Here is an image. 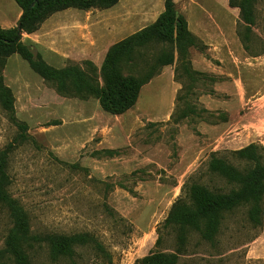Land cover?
Masks as SVG:
<instances>
[{
	"label": "rangeland",
	"instance_id": "1",
	"mask_svg": "<svg viewBox=\"0 0 264 264\" xmlns=\"http://www.w3.org/2000/svg\"><path fill=\"white\" fill-rule=\"evenodd\" d=\"M164 2L69 9L21 42L52 68L91 64L99 73L109 48L155 22ZM174 3L191 27L206 21V46L191 48L189 73L180 65L177 75L176 65L157 64L160 46L139 52L121 69L140 88L123 115L104 112L98 95L61 96L18 55L0 61L13 97V115L0 106V154L14 145V122L27 128V142L10 155L7 174L8 192L37 238L31 264H136L153 253H178L177 264H264V214L258 230L245 208L225 215L213 246L193 230L180 246L176 231L162 229L186 187L231 189L208 171L213 154L240 169L243 163L231 153L251 144L264 149V0L253 2L251 26L229 0ZM0 11V29L16 28V4L0 0ZM97 87L105 91L106 81L99 78ZM11 228L0 206V250ZM80 234L96 240L103 253L88 246L75 248L72 259L51 258L46 238Z\"/></svg>",
	"mask_w": 264,
	"mask_h": 264
},
{
	"label": "trees",
	"instance_id": "2",
	"mask_svg": "<svg viewBox=\"0 0 264 264\" xmlns=\"http://www.w3.org/2000/svg\"><path fill=\"white\" fill-rule=\"evenodd\" d=\"M21 11V17L14 29H0V61L18 55L29 68L43 81L54 86L61 96L98 95L102 110L110 115L119 116L131 110L139 96V85L132 79L122 77L121 69L131 63L139 52L152 46L161 47L157 59L160 67L183 66L189 73L187 56L191 48L199 43L187 28L184 17L175 10L174 0H165L164 11L150 26L113 45L107 51L99 73L91 64L85 68L70 66L55 69L48 66L40 55L34 54L21 42L22 35H32L53 15L69 9L88 11L91 9L108 10L120 0H12ZM255 0H229V7L239 10L241 21L251 26L253 23V2ZM103 78L107 89L100 91L97 80ZM0 106L3 111L13 115V97L0 77ZM17 137L0 154V206L7 211L12 228L9 230L3 249L0 250V264H31L29 253L37 240L30 234L25 212L9 192L7 163L16 147L27 142V128L14 122ZM243 163L236 168L215 154L208 163V171L225 181L231 189L226 193L211 192L207 188L192 184L185 188L184 196L171 207L162 229L178 233L180 246L185 243V233L193 230L201 239L214 245L225 215L245 208L248 222L254 229L262 227L264 214V149L251 144L231 153ZM159 237L158 241L160 240ZM52 259H72L75 248L92 247L103 253L101 245L88 234L74 236H54L46 238ZM178 253H153L137 261L136 264H177Z\"/></svg>",
	"mask_w": 264,
	"mask_h": 264
},
{
	"label": "crops",
	"instance_id": "3",
	"mask_svg": "<svg viewBox=\"0 0 264 264\" xmlns=\"http://www.w3.org/2000/svg\"><path fill=\"white\" fill-rule=\"evenodd\" d=\"M1 12V11H0ZM206 12V11H205ZM2 13V12H1ZM18 15V12L16 16ZM186 20V19H185ZM154 23V22H153ZM188 31L198 39L203 45L206 46V21L202 20L196 27H191L190 21L186 20ZM4 28V27H2ZM193 67L195 70L202 71L206 74V68L198 67L195 63H193Z\"/></svg>",
	"mask_w": 264,
	"mask_h": 264
}]
</instances>
